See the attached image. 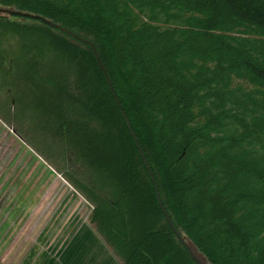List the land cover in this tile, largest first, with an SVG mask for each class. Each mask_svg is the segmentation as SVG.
Masks as SVG:
<instances>
[{"label": "trees", "instance_id": "1", "mask_svg": "<svg viewBox=\"0 0 264 264\" xmlns=\"http://www.w3.org/2000/svg\"><path fill=\"white\" fill-rule=\"evenodd\" d=\"M0 7L94 44L164 210L204 264H264V0ZM0 84L1 119L24 110L39 126L54 150L43 157L60 160L118 264H196L89 45L0 14Z\"/></svg>", "mask_w": 264, "mask_h": 264}, {"label": "rangeland", "instance_id": "2", "mask_svg": "<svg viewBox=\"0 0 264 264\" xmlns=\"http://www.w3.org/2000/svg\"><path fill=\"white\" fill-rule=\"evenodd\" d=\"M6 99L0 93V103ZM17 117L14 124L0 117V237L14 226L10 239L0 238V264H66L74 235H96L92 206L54 170H63L60 160L43 157L54 150L39 126L24 110ZM6 217L10 222L2 224Z\"/></svg>", "mask_w": 264, "mask_h": 264}, {"label": "water", "instance_id": "3", "mask_svg": "<svg viewBox=\"0 0 264 264\" xmlns=\"http://www.w3.org/2000/svg\"><path fill=\"white\" fill-rule=\"evenodd\" d=\"M0 14L1 15H7V16L19 15L21 17H28V18H33V19H40L44 23H46V24H48V25H50V26H52V27H54L56 29H59L60 31L64 32L65 34L70 35V36L76 38L77 40H79V41H81V42H83V43H85V44H87V45H89L91 47V49H92V51L94 53V56L97 59V62H98L99 66H100V68H101V70H102V72H103V74H104V76H105V78L107 80V83L109 85V88H110V90L113 93V96H114V98L116 100V103H117L119 109H120V112H121V114H122V116H123V118H124V120H125V122L127 124V127H128V129H129V131H130V133H131V135H132V137H133V139L135 141V144H136V146H137V148H138V150H139V152L141 154V157H142V159L144 161V164H145V166H146V168H147V170L149 172V175H150V177H151V179L153 181V184H154L155 190H156V195H157L158 203H159L160 207L163 210V213H164V215L166 217L167 222L171 226L173 232L175 233V235L177 236V238L179 239V241L188 250V252L190 253V255L193 258V260L195 261V263L196 264H204L200 260V258L197 256V254L192 250V248L188 244V242H186V240H184V238H182V236L179 234V232L175 229L174 225L171 222V219L168 217L166 211L164 210L163 205H162V202H161V197H160V194H159V191H158V187H157V184H156V181H155V178H154V176H153V174H152V172L150 170V167H149V165H148V163L146 161V158H145V156H144V154H143V152H142V150L140 148V145H139V143H138V141H137V139H136V137L134 135V132H133V130L131 128V125H130V123H129L126 115H125V112H124V110H123V108L121 106V103H120V101H119V99H118V97L116 95V92H115V90L113 88V85H112L110 79L108 78L107 72H106V70H105V68H104V66L102 64V61H101V59H100V57H99V55H98V53L96 51V48H95L94 44L91 43L88 40H85V39L77 36V35H74L73 33L69 32L68 30L62 28L60 25H58V24H56V23H54V22H52L50 20H47V19H45V18H43L41 16H38V15H31V14H28V13H22V12H18V11H13V10H9V9H6V8H1V7H0Z\"/></svg>", "mask_w": 264, "mask_h": 264}, {"label": "crops", "instance_id": "4", "mask_svg": "<svg viewBox=\"0 0 264 264\" xmlns=\"http://www.w3.org/2000/svg\"><path fill=\"white\" fill-rule=\"evenodd\" d=\"M9 222V217L1 220L2 224H8ZM13 228L14 226L10 229L8 228L3 233V235H1L0 238L3 240V242H5L6 239H10L9 237L12 235ZM10 241H12L13 243V238H11ZM69 249L71 250V260L69 259L66 264H89L90 261H95V263L97 264H115L116 261L113 258L112 254L105 247L103 242L100 240V238L94 234L74 235ZM23 250H25V247L23 248Z\"/></svg>", "mask_w": 264, "mask_h": 264}]
</instances>
